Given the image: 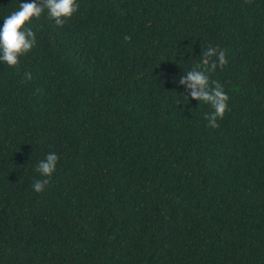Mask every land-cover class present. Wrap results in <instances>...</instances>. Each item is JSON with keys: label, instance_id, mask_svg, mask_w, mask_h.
Here are the masks:
<instances>
[{"label": "trees", "instance_id": "16d2710c", "mask_svg": "<svg viewBox=\"0 0 264 264\" xmlns=\"http://www.w3.org/2000/svg\"><path fill=\"white\" fill-rule=\"evenodd\" d=\"M77 3L0 64V264H264V0ZM210 46L216 128L179 83Z\"/></svg>", "mask_w": 264, "mask_h": 264}, {"label": "clouds", "instance_id": "9594fccd", "mask_svg": "<svg viewBox=\"0 0 264 264\" xmlns=\"http://www.w3.org/2000/svg\"><path fill=\"white\" fill-rule=\"evenodd\" d=\"M78 7L77 0H21L18 10L0 18L3 21L0 23V64H6L8 67L16 66L20 57L36 46L35 34L27 27L33 19L45 13L57 26H62L74 15ZM202 56L204 62L208 63V68L187 71V74L180 78L179 83L188 90V97L198 101V105L202 103L210 108L204 118L208 121V127L216 128L217 120L224 117L228 108V96L220 83L210 80L209 73L218 65L223 66L226 63L225 53L210 46ZM213 57L215 60L212 59ZM24 78L30 80L31 73L25 72ZM58 160L56 153H49L37 164L35 170L41 177H50L56 171ZM47 183V179L36 180L32 188L35 192H41Z\"/></svg>", "mask_w": 264, "mask_h": 264}]
</instances>
